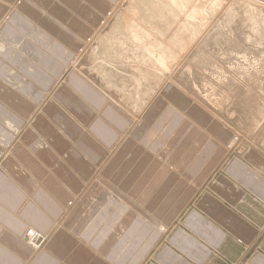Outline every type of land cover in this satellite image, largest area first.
Instances as JSON below:
<instances>
[{
  "label": "crops",
  "instance_id": "1",
  "mask_svg": "<svg viewBox=\"0 0 264 264\" xmlns=\"http://www.w3.org/2000/svg\"><path fill=\"white\" fill-rule=\"evenodd\" d=\"M109 11L0 0V264H264L262 159L223 164L232 131L170 85L128 110L77 69Z\"/></svg>",
  "mask_w": 264,
  "mask_h": 264
},
{
  "label": "rangeland",
  "instance_id": "2",
  "mask_svg": "<svg viewBox=\"0 0 264 264\" xmlns=\"http://www.w3.org/2000/svg\"><path fill=\"white\" fill-rule=\"evenodd\" d=\"M107 4L110 11L106 24L79 53L83 55L77 69L128 110L134 106L128 90L135 87V80L140 79L144 88L149 83L162 84L160 89L170 85L232 131L229 143L233 146L226 149L229 152L223 164L238 161L248 165L249 155H257L264 163V0H107ZM124 17L132 21L122 23ZM131 22L138 24V34H152L151 43L147 35L143 38L148 45L160 41L165 47L160 51L166 55V73H159L161 68L148 61L139 37L132 40ZM137 69L146 73L144 78L137 75ZM147 87L148 94L156 89L153 84ZM44 97H50V93ZM30 232L24 238L34 250L28 240ZM37 233L46 242L47 238Z\"/></svg>",
  "mask_w": 264,
  "mask_h": 264
},
{
  "label": "bare ground",
  "instance_id": "3",
  "mask_svg": "<svg viewBox=\"0 0 264 264\" xmlns=\"http://www.w3.org/2000/svg\"><path fill=\"white\" fill-rule=\"evenodd\" d=\"M135 1V0H134ZM171 2V1H170ZM173 2V1H172ZM171 2V3H172ZM183 3V2H182ZM216 3V2H215ZM170 4V3H169ZM168 4V5H169ZM179 4V3H178ZM166 6V5H165ZM164 7V6H163ZM173 7V6H172ZM180 7V6H179ZM179 7H177V8H179ZM168 9H169V7H167ZM195 8H199V7H197V6H195ZM164 9H165V7H164ZM169 10H171V8L169 9ZM176 10V9H175ZM178 10L179 9H177V12H178ZM172 12H173V9H172ZM174 13V12H173ZM180 13H181V11H180ZM193 13H195V10L193 11ZM175 14V13H174ZM173 14V15H174ZM181 14H183V13H181ZM124 15V14H123ZM170 15V14H169ZM179 15V14H178ZM177 15V16H178ZM192 15V14H191ZM190 15V16H191ZM134 17V16H133ZM197 17V13L196 14H194V15H192L190 18L192 19V20H195V18ZM171 18H175V20H176V17L175 16H173V17H171ZM178 18V17H177ZM119 19V18H118ZM123 19V18H122ZM120 20H121V18H120ZM130 20V19H129ZM129 20H127V18H125L124 17V19L123 20H121L122 21V23H125V24H127V23H129ZM130 21H132V19L130 20ZM177 21H178V19H177ZM135 22V21H134ZM117 23V22H116ZM115 23V24H116ZM121 23V22H120ZM132 24H133V26H132V24H131V26H129V33H130V31L132 32V33H130V35L132 36L131 38H132V40L133 41H138V37L140 38V42H141V44H142V46H144L145 47V52L147 53V59H148V61H150V60H152V62L153 63H155L156 64V66H159V68H161V72H159V73H162V72H167L168 71V67H167V62H166V55H165V53L164 52H162V51H160L162 48L164 49L165 47H163V45L160 43V41L159 42H155L154 44H153V46H151V44L150 45H148L147 44V41L144 39L143 40V38H144V36H146L147 37V39L149 40V38H150V36L152 35H148V32H145V34H143V35H141V34H138L137 33V31L139 30V28H138V24L137 23H133V22H131ZM128 25V24H127ZM143 26V25H142ZM146 26V25H145ZM171 26V25H170ZM126 27H128V26H125V28ZM166 27V26H165ZM123 29V28H122ZM147 29V28H146ZM184 29V28H183ZM156 32V31H155ZM144 33V32H143ZM197 33V32H196ZM155 34V33H154ZM194 35H196V34H194ZM154 36V35H153ZM160 38V37H159ZM151 39V38H150ZM153 39V38H152ZM162 39H163V35H162ZM152 41V40H151ZM158 41V40H157ZM99 42V41H98ZM110 42V41H109ZM108 42V43H109ZM149 42H150V40H149ZM151 43V42H150ZM110 44V43H109ZM136 44V43H135ZM98 45H99V43H98ZM105 46V45H104ZM133 46V45H132ZM135 46V45H134ZM165 46V45H164ZM99 47V46H98ZM107 47V46H106ZM137 48V47H136ZM154 48H156V51H155V49ZM167 48V47H166ZM154 49V50H153ZM129 50V49H128ZM133 51V50H132ZM132 51H130V52H132ZM134 51H136V50H134ZM167 51V50H166ZM144 52V51H143ZM145 53V54H146ZM83 55V54H82ZM138 57V56H137ZM134 59H136V58H134ZM144 58H142V60H143ZM145 60V59H144ZM151 62V63H152ZM107 64V63H106ZM141 65H143V62L141 61V63H140ZM142 67V66H141ZM143 67H146V65H143ZM100 68V67H99ZM155 69V68H154ZM153 69V70H154ZM147 70V69H146ZM145 70V71H146ZM153 70H152V72H153ZM151 72V73H152ZM158 72V71H157ZM136 73H137V75H138V73H140V74H142V76H143V78H144V76H145V74L146 73H144V72H141L139 69H137L136 70ZM154 73V72H153ZM155 74H156V71H155ZM158 74V73H157ZM134 75V74H133ZM116 76V75H115ZM158 75H156V77H157ZM124 77V76H123ZM134 77V76H133ZM137 77V76H136ZM147 77V76H146ZM145 77V78H146ZM153 77V76H152ZM156 77H153V78H156ZM138 78V77H137ZM148 78V77H147ZM123 78H121V80H122ZM132 79V78H131ZM150 79V78H149ZM152 79V78H151ZM162 79V78H161ZM140 80V79H139ZM139 80H135L134 82H135V84H133L135 87L133 88V89H131V90H129L130 91V93L136 98V96H137V98L139 97V95H140V91L142 90V88H144V87H142L141 85V83H140V81ZM145 80H147V79H145ZM123 81V80H122ZM124 82V81H123ZM126 82H127V79H126ZM125 82V83H126ZM151 82V81H150ZM121 83V82H120ZM129 83H130V81H129ZM132 83H133V81H132ZM124 84V83H123ZM145 84L146 83H144V85L143 86H145ZM147 84H148V82H147ZM153 84V87H156V85H154V83H152ZM151 83H149L148 85H146L145 86V90H146V87L148 86H151L152 85ZM125 86H126V84H125ZM128 87V86H127ZM148 87H147V89H148ZM150 88V87H149ZM146 93H147V96L149 95L148 94V90H146ZM150 93V92H149ZM50 100V99H49ZM229 146V147H228ZM227 146V148H231L232 146H233V142H231L229 145ZM31 232L29 233V238H28V240L29 241H31L30 240V238L32 239V238H35V235H33L34 234V232H33V230H30ZM31 235H33V236H31ZM36 235H38L42 240H45L41 235H39V234H36ZM31 236V237H30ZM30 246V245H29ZM35 250V249H34Z\"/></svg>",
  "mask_w": 264,
  "mask_h": 264
},
{
  "label": "built area",
  "instance_id": "4",
  "mask_svg": "<svg viewBox=\"0 0 264 264\" xmlns=\"http://www.w3.org/2000/svg\"><path fill=\"white\" fill-rule=\"evenodd\" d=\"M36 234H38L37 232H34V234L33 235H35V238H30V240L31 241H29V243L31 244V245H33L34 246V248L35 249H38V248H40L42 245H43V243L45 242V240H42L38 235H36ZM33 235H31V236H33ZM40 235V234H39ZM30 236V237H31Z\"/></svg>",
  "mask_w": 264,
  "mask_h": 264
}]
</instances>
